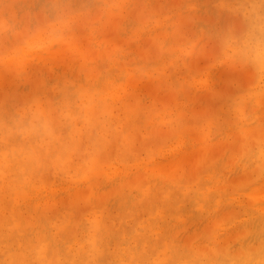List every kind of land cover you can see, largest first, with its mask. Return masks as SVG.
<instances>
[{
  "label": "rangeland",
  "instance_id": "374dc122",
  "mask_svg": "<svg viewBox=\"0 0 264 264\" xmlns=\"http://www.w3.org/2000/svg\"><path fill=\"white\" fill-rule=\"evenodd\" d=\"M263 5L0 0L4 233L47 234L52 264L61 248L83 264H132L115 259L135 248L144 264L256 255L263 243L246 239L242 251L234 228L264 211V72L246 54L264 32Z\"/></svg>",
  "mask_w": 264,
  "mask_h": 264
},
{
  "label": "bare ground",
  "instance_id": "6f19581e",
  "mask_svg": "<svg viewBox=\"0 0 264 264\" xmlns=\"http://www.w3.org/2000/svg\"><path fill=\"white\" fill-rule=\"evenodd\" d=\"M264 6V5H263ZM262 13V12H261ZM263 14V13H262ZM261 16V15H260ZM264 16V15H263ZM263 19V18H262ZM247 48V47H246ZM244 49V48H243ZM31 55V54H30ZM44 58H45V55L43 56ZM46 59V58H45ZM257 72H258V70H257ZM58 88V87H57ZM57 88H55V89H57ZM115 88V87H114ZM261 90V89H260ZM56 92V91H55ZM50 94V93H49ZM47 100V99H46ZM50 102V101H49ZM45 103V102H44ZM52 109V108H51ZM78 109V108H77ZM103 109V108H102ZM28 111L26 110V112L25 113H27ZM77 115H78V113L77 112H75ZM28 114V113H27ZM71 114H74V112L73 113H71ZM80 114V113H79ZM76 115V116H77ZM100 115V114H99ZM82 116V115H81ZM98 116V115H97ZM96 116V117H97ZM41 117V116H40ZM3 118V116L1 115V117H0V119H2ZM30 117H28V118H26V121L29 119ZM51 117H49V119H50ZM55 118V117H54ZM57 118V117H56ZM55 118V119H56ZM95 119V118H94ZM93 119V120H94ZM57 120V119H56ZM2 121V120H1ZM4 121V120H3ZM95 121V120H94ZM18 122V121H17ZM24 122H25V119H24ZM24 122H22V123H24ZM53 122H54V120H53ZM56 122V124H58L57 123V121H55ZM121 122V121H120ZM27 123V122H26ZM5 124V123H4ZM12 124V123H11ZM3 125V124H2ZM6 125L7 124H5L4 126H2V127H0V128H2V130H4V128L6 127ZM24 125H25V123H24ZM8 126H10V125H8ZM19 126H21V124L19 125ZM4 127V128H3ZM14 128V127H13ZM53 128H55V127H53ZM98 128V127H97ZM41 130V129H40ZM39 130V131H40ZM66 131V130H65ZM63 132V131H62ZM0 133H2V132H0ZM57 133V132H56ZM63 133H65V132H63ZM13 134V133H12ZM92 135H93V133H92ZM17 138V137H16ZM15 138V139H16ZM19 138V137H18ZM27 138V137H26ZM10 139V138H9ZM46 139V138H45ZM30 141H31V139H29ZM34 140V139H33ZM38 140V139H37ZM10 141H11V143H12V145H14L15 143H13L14 142V140H11L10 139ZM9 141V142H10ZM31 142H33V141H31ZM18 143V142H17ZM16 143V144H17ZM22 143H23V141H22ZM28 143H29V141H28ZM52 143V142H51ZM88 143V142H87ZM33 144V143H32ZM50 144V143H49ZM55 144V143H54ZM7 145H10L9 143L7 144ZM22 145V144H21ZM16 146V145H15ZM23 146V145H22ZM21 146V147H22ZM50 146V150H52V146L51 145H49ZM82 146H84V145H82ZM0 147H2V146H0ZM5 147H6V145H5ZM24 147V146H23ZM27 147V146H26ZM35 147V146H34ZM6 148H8V146L6 147ZM28 148V147H27ZM83 148V147H82ZM26 149V148H25ZM25 149H22V150H24L25 151ZM29 149V148H28ZM81 149V148H80ZM2 150H4V149H2ZM40 150V149H39ZM56 151V150H55ZM23 152V151H22ZM42 152V149L40 150V153ZM38 153H39V151H38ZM43 153V152H42ZM49 153V152H48ZM66 153V152H65ZM15 154V153H14ZM22 154H25V152L24 153H22ZM53 154V153H52ZM62 154H64V152L62 153ZM61 154V155H62ZM9 155V154H8ZM41 155V154H40ZM40 155H39V159H40ZM64 155H66V154H64ZM64 155H62V156H64ZM20 156V155H19ZM18 156V157H19ZM62 158V157H61ZM264 158V157H263ZM24 159V158H23ZM247 159V158H246ZM6 160V159H5ZM86 160V159H85ZM14 160H12V162H13ZM19 161V160H18ZM32 161H33V159H32ZM263 161V160H262ZM19 162H21V161H19ZM40 162H42V161H40ZM58 162V161H57ZM23 162H21V164H22ZM29 163V162H28ZM31 163V162H30ZM15 164V163H14ZM42 164V163H41ZM263 164V163H262ZM13 165V164H12ZM2 166V165H1ZM16 166H17V164L15 165V168H16ZM71 166V165H70ZM10 167V166H9ZM12 167V166H11ZM67 167V166H66ZM26 169H28L27 167H25ZM151 168V167H150ZM11 171V173H12V169L11 168H9ZM17 169V168H16ZM6 170H8V169H6ZM153 169H151V171H152ZM4 171H5V169H4ZM13 171H16L15 169L13 170ZM30 171V170H29ZM35 171V170H34ZM39 171V170H38ZM6 172V171H5ZM8 172V171H7ZM153 172V171H152ZM151 172V173H152ZM15 173V174H14ZM24 173L26 174V171H24ZM140 174H141V172H140ZM13 175H17L16 174V172H13ZM19 175V174H18ZM20 176V175H19ZM145 177V175L143 174L141 177H142V179ZM10 178V177H9ZM146 178V177H145ZM5 179V178H4ZM18 179V178H17ZM32 179V178H31ZM6 180H8V177H7V175H6V179H5V181ZM145 180V179H144ZM144 180H142V181H144ZM4 181V182H5ZM22 181V180H21ZM139 181V180H138ZM135 182H137L136 180H135ZM145 182V181H144ZM144 182H143V184H144ZM8 183V182H7ZM10 183V182H9ZM8 183V184H9ZM21 183V182H20ZM139 183V182H138ZM25 184V183H24ZM5 185V184H4ZM3 185V186H4ZM17 185V184H16ZM15 185V186H16ZM27 185V184H26ZM2 186V187H3ZM10 186H11V184H10ZM28 186V185H27ZM136 186V185H135ZM1 187V186H0ZM23 187V186H22ZM4 188H5V186H4ZM4 188H1V190L3 191H0V193L2 192L3 194H4V192H6V189H4ZM24 188V187H23ZM23 188H21L20 187V189H23ZM134 188V187H133ZM17 189V188H16ZM18 189H19V187H18ZM62 190H64V188H61ZM131 189V188H130ZM5 190V191H4ZM8 191V190H7ZM57 191H58V189H57ZM131 191V190H130ZM132 192V191H131ZM1 193V194H2ZM18 193V192H17ZM214 193V192H213ZM12 194V193H11ZM129 194V193H128ZM250 194V193H249ZM14 194H12V196H13ZM37 195V194H36ZM43 195H45V194H43ZM253 195V193H251V195H249V196H252ZM8 196V195H7ZM6 195H5V197H7ZM28 196V195H27ZM147 196V195H146ZM36 197V196H35ZM12 198V197H11ZM20 198V197H19ZM26 198H28V197H26ZM148 198V197H147ZM150 198V197H149ZM185 198V197H184ZM152 199V198H151ZM186 199V198H185ZM254 199V198H253ZM149 200V199H148ZM10 202H12V200L10 199L9 200ZM252 201V200H251ZM255 201V199L253 200V202ZM5 202V201H4ZM4 202H0L1 204H0V210L1 209H6V204H3ZM7 202V201H6ZM10 202H7V208H9L10 207V205L12 204H10ZM144 202V201H143ZM148 202V201H147ZM146 202V203H147ZM151 202H152V200H151ZM252 203V202H251ZM255 203V202H254ZM254 203H252L253 205H254ZM257 203V202H256ZM3 204V205H2ZM16 204V203H15ZM20 204V203H19ZM18 204V205H19ZM38 204V203H37ZM36 204V205H37ZM134 203H131V205H133ZM137 202H135V206L136 207H138L137 205ZM141 204V203H140ZM139 204V205H140ZM151 204V203H150ZM3 207H2V206ZM5 205V206H4ZM133 205V206H134ZM147 205V204H146ZM12 206H15V205H12ZM20 206V205H19ZM29 206V205H28ZM33 206V205H32ZM2 207V208H1ZM253 207V206H252ZM30 207H28V209H29ZM37 208H38V206H37ZM49 208H50V205H49ZM144 208H146V207H144ZM5 209L4 210H1V214H2V211L4 212L5 211ZM16 209H17V207H16ZM16 209H14V212L17 214L18 212L17 211H15ZM262 209H264V208H262ZM6 210H8V209H6ZM22 210V209H21ZM22 211H24V210H22ZM54 211V210H53ZM52 211V212H53ZM259 211V210H258ZM6 212V211H5ZM5 212H4V214H0L1 215V218L0 219H3V221H0V222H4V218H5ZM10 212V211H9ZM9 212H7L8 214H11V213H9ZM6 213V214H7ZM13 214V215H15L16 216V214ZM56 213H57V210H56ZM44 214V213H43ZM84 214V213H83ZM146 214V213H145ZM166 214V213H165ZM253 214V213H252ZM252 214L251 215H249V221H244L243 222V220H242V222L239 224V226L237 227V228H234V231H237L236 232V234H237V238L235 239V238H232V239H235L234 240V242H235V244H237V246H240V248H241V250L243 251V247H245V244L243 243V241L245 242V240L247 239V240H251V239H254V240H259L260 242H262L263 243V247L261 248V249H259L258 250V252H257V254L256 255H245V256H243V257H241V258H238V259H236V260H239V261H235V258H230L231 256H230V254H231V251L230 250H228V252H227V257H229L230 258V263L229 264H264V225H262L261 224V222H257V220L259 219V218H262L263 220H264V211L263 212H257L256 211V213L254 212V216H252ZM20 215H22L23 216V214H20ZM53 215H55V214H53ZM21 217V216H20ZM19 217V218H20ZM89 217V216H88ZM157 217V216H156ZM11 218V217H10ZM18 218V219H19ZM162 218V217H161ZM150 219V218H149ZM152 220H153V218H151ZM159 219V218H158ZM21 221H22V219H20ZM27 220H29V217H28V219ZM160 220V219H159ZM9 221V220H8ZM155 221H156V219H155ZM161 221V220H160ZM253 221V222H252ZM9 222H11V221H9ZM9 222H7V225L9 224L10 225V223ZM28 222V221H27ZM30 222V221H29ZM249 222V223H248ZM151 223V222H150ZM247 223H248V225H247ZM1 224V223H0ZM23 224V223H22ZM21 224V225H22ZM88 224V223H87ZM87 224L85 225V227L87 226ZM249 224H252L251 226L253 227V233L252 232H249V233H252L251 235H253V237L250 235V234H248L247 232L248 231H251V229H248V227L250 226ZM30 225V224H29ZM73 225H74V223H73ZM151 225V224H150ZM153 225V224H152ZM157 225H158V222H157ZM156 225V226H157ZM3 226V227H2ZM28 226V225H27ZM6 227V225L4 226L3 225V223H2V225H0V229L2 228H5ZM31 227V226H30ZM149 227V226H148ZM148 227H146L145 229H147ZM252 227H249V228H252ZM51 228V227H50ZM248 229V231H246L247 229ZM19 229H21V230H19ZM19 231L17 232V234L15 235V232L13 233V234H7V233H4L5 231H4V229H3V234L0 232V252L2 253V256L1 257H3V262L2 263H0V264H52V261H51V257H50V255H51V253H50V249H49V245L51 244V243H53V242H51L50 241V238L49 237H47L46 235L47 234H45V235H38L39 233H33V232H28V231H24L23 230V227L22 228H20L19 227ZM41 229V228H40ZM150 229V228H149ZM152 229V228H151ZM238 229H240L239 231H238ZM243 229H245V230H243ZM51 230V229H50ZM126 230V229H125ZM129 230V229H128ZM148 230V229H147ZM149 231H151V230H149ZM156 231H160V230H156ZM162 231V230H161ZM243 231L245 232V234L243 233ZM73 232H75V230L73 231ZM155 232V231H154ZM144 233H146V232H144ZM148 233V232H147ZM151 233V232H150ZM155 233H157V232H155ZM154 233V234H155ZM162 233V232H161ZM211 233V234H210ZM210 235H212V231H210ZM235 233V232H234ZM52 234V233H51ZM71 234V233H70ZM97 234H98V232H97ZM100 234V233H99ZM229 234L231 235V233L229 232ZM69 235V234H68ZM109 235V234H108ZM126 235V234H125ZM124 235V236H125ZM161 235V234H160ZM234 235V234H233ZM233 235H231V236H233ZM87 236V235H86ZM98 236V235H97ZM135 236V235H134ZM139 236V235H138ZM141 236H143V235H141ZM149 236V235H148ZM66 237V236H65ZM69 237V236H68ZM82 237V236H81ZM83 237H84V233H83ZM126 237V236H125ZM136 237V236H135ZM132 238L131 237V241H133V239L135 240H137L138 241V238L136 237V238ZM152 237V236H151ZM155 237V236H154ZM160 237V236H159ZM67 238V237H66ZM100 237H97V239L96 240H98V242L97 241H95V249L99 246V243H100V245H101V240L99 239ZM109 238H110V236H109ZM140 238V237H139ZM142 238H144V237H142ZM141 238V239H142ZM145 238H147L148 239V237H145ZM228 238V237H227ZM55 239V238H54ZM54 239H52V241L54 240ZM147 239H144L145 241L147 240ZM160 239V238H159ZM230 238H228V240H229ZM82 240V239H81ZM155 240V239H154ZM157 240V239H156ZM246 240V241H247ZM70 241V240H69ZM69 241H67L68 243H69ZM77 241V240H76ZM83 241V240H82ZM114 241V240H113ZM141 241V240H140ZM144 241V242H145ZM159 241V240H158ZM66 242V241H65ZM84 242H85V240H84ZM106 242V241H105ZM172 242V241H171ZM250 242V241H249ZM79 243H80V241H79ZM78 243V244H79ZM136 243V245H137V242H135ZM141 243V242H140ZM152 243L154 244L155 242H153L152 241ZM161 243V242H160ZM159 243V244H160ZM77 244V243H76ZM85 244V243H84ZM153 244H152V249L153 248H156L155 247V245L153 246ZM156 244H157V242H156ZM75 245V244H74ZM116 245H118V244H116ZM131 245H133V244H131ZM86 246V245H85ZM101 246H103V244L101 245ZM101 246L99 247V248H101ZM150 246V245H149ZM157 246V245H156ZM169 246V245H168ZM204 246V245H203ZM202 246V247H203ZM251 247L250 248H252V244L250 245ZM83 247V246H82ZM88 247H90V246H86V248H88ZM118 247H119V245H118ZM124 247V246H123ZM140 247H142L141 246V244H140ZM195 247H196V244L195 245H193V248H192V251L193 252H195V251H197V252H199L198 250H195ZM206 246H204V248H205ZM228 247V246H227ZM230 247V246H229ZM253 247H255V246H253ZM73 248V247H72ZM135 248V247H134ZM148 248V247H147ZM188 248V247H187ZM189 248H190V245H189ZM211 249H214V246H212V247H210ZM239 248V249H240ZM89 249V248H88ZM106 249V248H105ZM115 249H117V246L115 247ZM131 249V248H130ZM198 249V248H197ZM203 249V248H202ZM210 249V250H211ZM56 250H57V246H56ZM83 250H85V251H89L90 252V249L89 250H87V249H83ZM82 250V251H83ZM128 250V249H127ZM132 250V249H131ZM209 250V248L207 249V252L209 253L208 255H210V251ZM241 250H239V252H241L242 253V251ZM69 251H70V249H69ZM73 251H74V248H73ZM81 251V252H82ZM85 251H83V252H85ZM93 252H94V250H92ZM115 251V250H114ZM146 252L148 251V249L147 250H145ZM154 251H156L155 249H153V253H154ZM157 251H159V250H157ZM66 252H67V249L66 248H61L60 249V254L61 255H59V257H58V260H57V262H58V264H83L82 262H80V258L79 259H76L75 257L73 258L72 256H67L66 255ZM82 252V253H83ZM117 252V251H116ZM125 252V253H124ZM150 252H152V251H150ZM213 252V254L215 255L214 256V258H211L210 260L208 259V261H210L211 262V264H227L226 262H227V260L229 259H225V262H220V260H218V259H215V258H217V256H219L220 255V253H221V255L218 257V258H222L223 256H225V253H226V251H225V253H223V252H221V250H219V249H216V250H214V251H212ZM212 252H211V254H212ZM218 252H220V253H218ZM246 252H248V251H246ZM252 252H253V250H252ZM71 253V252H70ZM80 253V252H79ZM78 253V254H79ZM123 253H124V255H123ZM141 253H142V250H141V248H139V249H134V250H132L131 252H129L128 254L129 255H127L126 254V251H124V250H121V254H120V256H119V258L118 259H115V260H122V261H126V262H130V263H132V264H135L134 262H135V260H138L137 261V263H140V264H144V263H142L143 261H142V257H147V255L146 256H142L141 255ZM148 253H149V251H148ZM153 253H151L152 255H153ZM156 253H158V252H156ZM155 253V254H156ZM160 253V252H159ZM203 253V252H202ZM68 254V253H67ZM74 254H76V253H74ZM86 254H87V252H86ZM86 254H83L86 258H87V260H88V257H87V255ZM116 254V253H115ZM119 254V253H118ZM131 254H133L134 256L136 255V259L134 260V262H133V260H131ZM161 254V253H160ZM194 254V253H193ZM207 254V253H206ZM212 254V255H213ZM223 254V255H222ZM244 254V253H243ZM1 255V254H0ZM55 256H56V254H54ZM80 255V254H79ZM104 255V254H103ZM145 255V254H144ZM162 255V254H161ZM166 255V254H165ZM203 255V254H202ZM232 255V254H231ZM242 255V254H241ZM240 255V256H241ZM55 256H53V257H55ZM81 256V255H80ZM105 256V255H104ZM115 256V255H114ZM117 256V255H116ZM183 256H187V257H190V255L189 254H185L184 253V255ZM238 256V255H237ZM57 257V256H56ZM103 257V256H102ZM138 257H140L141 258V260L139 261V259H138ZM149 257V256H148ZM147 257V258H148ZM151 257V256H150ZM158 257V256H157ZM85 258V259H86ZM104 258V257H103ZM102 258V259H103ZM113 258V257H112ZM153 258V257H152ZM152 258H151V264H153L152 263ZM2 259V258H1ZM82 259V258H81ZM102 259H101V261H102ZM146 259V258H145ZM155 259V258H154ZM171 259V258H170ZM54 260V259H53ZM84 260V257H83V259H82V261ZM96 260H98V259H96ZM95 260V261H96ZM104 261V264H108L107 263V261H105V258L103 259ZM169 260V259H168ZM218 260V261H217ZM89 262L91 261V260H88ZM100 261V260H99ZM149 261V260H148ZM184 261V259L182 258V260H180V262H178V263H181V262H183ZM54 262V261H53ZM103 262H101V264H103ZM114 262V261H113ZM55 263V262H54ZM88 263V262H87ZM93 263V262H92ZM100 263V262H99ZM118 263V262H117ZM97 264V263H96ZM148 264H149V262H148ZM165 264V263H164ZM187 264H189L188 263V261H187ZM191 264V263H190ZM195 264V263H194ZM206 264V263H205ZM209 264V263H208Z\"/></svg>",
  "mask_w": 264,
  "mask_h": 264
},
{
  "label": "clouds",
  "instance_id": "9594fccd",
  "mask_svg": "<svg viewBox=\"0 0 264 264\" xmlns=\"http://www.w3.org/2000/svg\"><path fill=\"white\" fill-rule=\"evenodd\" d=\"M247 58L257 69L264 72V32L253 33L246 48Z\"/></svg>",
  "mask_w": 264,
  "mask_h": 264
}]
</instances>
